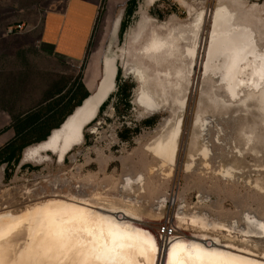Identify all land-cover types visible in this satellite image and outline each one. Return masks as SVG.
Returning a JSON list of instances; mask_svg holds the SVG:
<instances>
[{
	"label": "rangeland",
	"instance_id": "rangeland-1",
	"mask_svg": "<svg viewBox=\"0 0 264 264\" xmlns=\"http://www.w3.org/2000/svg\"><path fill=\"white\" fill-rule=\"evenodd\" d=\"M103 1L83 70L82 61L39 47L45 13L62 8L66 0H0V76L23 80L17 110L37 105L57 82L67 92L82 72L86 84L96 63V83L93 88L86 84L93 92L110 57L133 90L131 108L119 102L117 109L114 97L86 127L88 140L84 134L83 143L63 161L51 151H44V158L26 159V148L0 186V214L22 213L56 199L82 201L140 219L136 225L157 243L156 264H165L169 245L177 239L187 246L188 239L219 242L225 251L264 263V78L253 86L247 68L240 76L245 83L234 94L224 69L205 68L214 15L222 5L233 15L235 27L251 29L257 51L264 54V0H138L122 40L125 8L112 10ZM19 23L26 25L24 31L8 32ZM154 42L165 45L148 53ZM21 52L28 58L25 66ZM142 91L153 105L141 101ZM6 116L0 96V122ZM147 120L154 122L147 125ZM123 125L139 131L121 140ZM175 132L174 157L155 152L161 146L168 153ZM164 222L177 226V237L159 234ZM41 235L25 223L0 239V264H71L69 258L54 262L33 247Z\"/></svg>",
	"mask_w": 264,
	"mask_h": 264
},
{
	"label": "bare ground",
	"instance_id": "bare-ground-1",
	"mask_svg": "<svg viewBox=\"0 0 264 264\" xmlns=\"http://www.w3.org/2000/svg\"><path fill=\"white\" fill-rule=\"evenodd\" d=\"M232 20L233 15L227 6L222 5L216 10L205 68L213 71L224 69L223 71L227 72V79L232 82L231 86L228 84L229 90L234 93L238 87L244 85L245 81L240 79V76L245 74L247 68L251 69L250 84L258 86L263 80L264 54L257 51L251 29L235 27ZM164 45L154 42L146 50L151 53L160 50ZM217 59L221 63L214 65L213 61ZM244 61L246 67L240 66ZM116 74L115 58H106L99 93L89 99L85 107L76 108L46 141L28 147L25 152L26 159L44 158L42 153L51 151L59 161H63L71 149L81 145L84 141L85 129L93 120L88 122L97 117L101 101L115 89ZM140 74L143 79V73ZM141 101L153 105L152 98L145 91H142ZM176 136L177 132L167 144L170 148L168 153L161 146H158L155 152L166 154L172 159L174 148L171 145ZM81 202L56 199L22 213L0 214V239L28 223L31 232L35 235L42 233L41 236L36 237L32 246L41 248L43 255L46 258L50 257L54 262L69 258L71 264H156L157 243L151 238V234L136 225L140 219L131 216L128 212H122L124 217L120 219L117 210L112 209L117 212L115 214L111 209L95 208ZM259 227L263 229L262 224ZM188 241L189 246L185 244V240H174L169 245L165 264H261L256 260L251 259V261L225 251L219 242L209 245L201 244L202 239H188ZM140 258L145 262L141 263Z\"/></svg>",
	"mask_w": 264,
	"mask_h": 264
},
{
	"label": "trees",
	"instance_id": "trees-1",
	"mask_svg": "<svg viewBox=\"0 0 264 264\" xmlns=\"http://www.w3.org/2000/svg\"><path fill=\"white\" fill-rule=\"evenodd\" d=\"M103 4H105V1H103ZM137 8L138 0H129L127 2L119 29L120 40L124 38V34L130 26L131 19ZM91 42L83 60V70L86 68V60L89 56ZM19 59L23 62V66L28 63V58L24 52L19 54ZM121 75L122 71L118 68L115 78L116 91L112 92L107 100L100 106L98 116L89 125L98 120L114 97L117 99L115 105L117 109L119 102H124L127 109L131 108L133 90L132 87L123 80ZM98 76L99 69L97 64L93 63L88 71L86 82L89 88L94 87ZM0 77H3L1 82L4 83L0 92L1 108L9 114L11 118L10 128L15 131L14 138L0 149V165L6 164L5 177L6 179H10L14 168H16L21 161L24 150L32 145L46 141L52 132L55 129H59L66 119L74 113L76 108L82 105L83 101L87 99L91 93L83 81L84 73L82 72L75 78L73 86L67 92H65V86L57 82L46 90L44 97L37 105L19 111L16 109V106L22 98V93L24 91V87H22L23 80L12 82L14 78L12 79L3 75ZM153 122V120H147L145 124L152 125ZM138 131L139 127L130 129L123 125L119 137L121 140L128 141L131 139V133L136 134ZM88 138V135L85 134V139L88 140ZM26 167V165L22 166L23 169Z\"/></svg>",
	"mask_w": 264,
	"mask_h": 264
},
{
	"label": "crops",
	"instance_id": "crops-1",
	"mask_svg": "<svg viewBox=\"0 0 264 264\" xmlns=\"http://www.w3.org/2000/svg\"><path fill=\"white\" fill-rule=\"evenodd\" d=\"M129 0H107L112 10L126 8ZM151 2V1H150ZM102 0H66L62 8L45 13L39 36V47L53 55L73 62H83L92 41ZM8 114L0 122V149L15 136ZM6 164L0 165V186L5 181Z\"/></svg>",
	"mask_w": 264,
	"mask_h": 264
},
{
	"label": "built area",
	"instance_id": "built-area-1",
	"mask_svg": "<svg viewBox=\"0 0 264 264\" xmlns=\"http://www.w3.org/2000/svg\"><path fill=\"white\" fill-rule=\"evenodd\" d=\"M26 29V25L24 23H19L15 26H11L8 29L9 33H20ZM118 217L121 219L124 217V214L122 212L118 213ZM159 234L161 236L167 237V238H175L177 237L178 228L174 223L170 222H164L158 229Z\"/></svg>",
	"mask_w": 264,
	"mask_h": 264
},
{
	"label": "water",
	"instance_id": "water-1",
	"mask_svg": "<svg viewBox=\"0 0 264 264\" xmlns=\"http://www.w3.org/2000/svg\"><path fill=\"white\" fill-rule=\"evenodd\" d=\"M102 81H103V78L99 81V83L97 84V87L95 88V90L93 91V92H90L91 94H90V96L87 98V99H85L84 101H83V103H82V107H85L86 106V103L89 101V99H91L93 96H95L96 94H98L99 93V91H100V87H101V84H102ZM108 98V95L106 96V98L104 99V100H102L101 101V105L104 103V101L106 100ZM95 118H96V116H95ZM95 118H93V119H91L88 123H90L92 120H94ZM50 137V136H49ZM48 137V138H49Z\"/></svg>",
	"mask_w": 264,
	"mask_h": 264
}]
</instances>
